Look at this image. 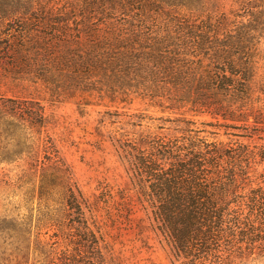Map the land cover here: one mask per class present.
Returning a JSON list of instances; mask_svg holds the SVG:
<instances>
[{
	"label": "rangeland",
	"instance_id": "1",
	"mask_svg": "<svg viewBox=\"0 0 264 264\" xmlns=\"http://www.w3.org/2000/svg\"><path fill=\"white\" fill-rule=\"evenodd\" d=\"M100 1L0 0V103L6 111L30 101L44 108L49 124L40 136L49 137L71 171L73 189L97 204L82 206L94 235L87 241L76 215H64L61 187L41 190L39 165L28 170L22 155L0 163V264H181L160 237L137 235L135 221L143 213L134 206L131 187H124L125 151L139 137L168 139L187 128L200 131L208 142L264 147V140L247 139L250 130L225 129L222 125L230 121L189 105L171 104L161 97L162 91L121 89L124 94L98 77L78 79L72 72L58 71L66 61L84 57L90 47L111 43L118 33L128 36L131 28L125 21L133 9L122 10L125 0ZM217 1L236 26L249 24L257 11L264 15V0L263 9L254 8L260 5L258 0ZM164 18L160 16V23ZM258 52L254 91H264V24ZM181 118L192 124L174 122ZM37 132L27 123L9 125L1 145L11 147L10 135L18 136L17 147L11 148L22 153L27 150L25 139ZM255 169L262 173L264 161ZM109 192L115 197L107 199ZM123 196L121 202L118 197ZM245 224L254 230L244 228L247 235L239 250L219 253L222 264H264V220L250 218Z\"/></svg>",
	"mask_w": 264,
	"mask_h": 264
},
{
	"label": "trees",
	"instance_id": "2",
	"mask_svg": "<svg viewBox=\"0 0 264 264\" xmlns=\"http://www.w3.org/2000/svg\"><path fill=\"white\" fill-rule=\"evenodd\" d=\"M125 1L122 10L133 9L125 21L131 28L128 36L118 33L113 42L90 47L84 57L66 61L58 71L72 72L78 79L98 77L110 89L162 91L171 104L230 121L222 125L225 129L250 130V141L264 140V91H254L263 12L236 26L217 0L211 5L207 0ZM258 1L254 8L263 9ZM160 14L165 15L162 23ZM26 105L6 111L0 103V163L22 155L28 170L39 165L41 190L61 187L64 215H76L83 237L93 239L82 206L97 204L73 189L71 171L49 137L40 136L49 124L44 108L32 101ZM174 122L192 124L184 118ZM25 123L38 131L25 139L26 151H12L18 136L10 135L11 147L1 145L5 127ZM199 132L187 128L168 139L139 137L125 151L124 187H131L134 206L143 213L135 221L140 238L147 239L148 233L160 237L181 264H222L219 253L239 250L247 235L244 228L254 230L245 220H264V171L257 174L255 169L264 161V147L208 142ZM106 196L115 197L110 192Z\"/></svg>",
	"mask_w": 264,
	"mask_h": 264
}]
</instances>
